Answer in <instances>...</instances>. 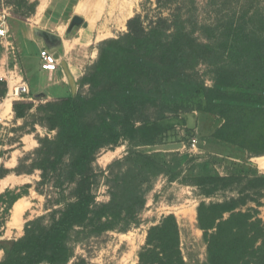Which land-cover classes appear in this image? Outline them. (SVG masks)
<instances>
[{
	"label": "trees",
	"instance_id": "trees-1",
	"mask_svg": "<svg viewBox=\"0 0 264 264\" xmlns=\"http://www.w3.org/2000/svg\"><path fill=\"white\" fill-rule=\"evenodd\" d=\"M0 2L23 22L37 7L30 0ZM203 10L202 16L197 0H146L124 33L95 45L97 57L74 96L37 106L43 126L55 135L37 139L27 174L40 171L39 194L53 184L63 198L69 190L70 198L56 203L63 208L27 221L21 237L0 240V264H68L83 239L138 226L154 181L182 176L187 155L146 150L174 140L176 124L184 122L179 113L216 117L212 140L246 151L249 159L264 156V0H206ZM201 64L211 68V86L200 80ZM6 92L0 81V98ZM33 107L32 101L12 104L17 119ZM122 142L129 147L124 157L105 170L93 166L99 151ZM203 167L191 182L201 195L231 194L196 208L204 264H264V221L258 217L264 174L253 165L225 176L208 162ZM100 177L109 196L103 203L93 191ZM19 198L5 191L0 205L9 210ZM136 264H187L174 215L147 230Z\"/></svg>",
	"mask_w": 264,
	"mask_h": 264
},
{
	"label": "rangeland",
	"instance_id": "rangeland-1",
	"mask_svg": "<svg viewBox=\"0 0 264 264\" xmlns=\"http://www.w3.org/2000/svg\"><path fill=\"white\" fill-rule=\"evenodd\" d=\"M30 1H36L37 5H41V3L45 5L41 10L38 9V5L34 15L24 21L31 32L34 29H40L59 34L61 38H64L65 31L73 15L77 14L83 17L82 29L90 27V19L93 18L90 29L93 35V44L85 52L78 51L84 62L96 59L97 51L92 55V50L98 42L116 38L124 33L127 20L139 13L140 5L146 2V0ZM91 1L99 4V8L95 12L94 10H79L82 3ZM150 1L154 2V0ZM205 3L206 0H197L202 16L204 15ZM148 7L153 9L155 6L148 5ZM11 11L10 7L0 2V21L4 17L10 30V40L14 39L20 45L17 30L19 20L11 15ZM90 32L86 40L79 39V41L84 44L88 43L91 40ZM79 33L75 30L69 38H64L66 41H71L65 45L69 48L73 47L72 45L77 46V42H72V39L77 38ZM95 37L98 42L94 44ZM0 47V75L3 77L2 81L7 85L6 94L8 93V80L20 74L29 85L32 93L42 92L50 96H59V86L55 85L52 77H49L51 74L42 73L38 68L37 56L35 55L37 49L34 46L25 47L26 57L22 58V61L19 58L16 45H14L13 50L10 47L6 50L1 44ZM3 59L8 60L9 67L3 63ZM14 64L17 68H14ZM90 64H87L86 67ZM197 72L200 80L204 81L206 86H211L212 73L210 66L201 64L197 68ZM48 85L50 86L47 87ZM83 91L86 92V88ZM6 94L2 97L3 99L0 98L1 104L6 99ZM29 95L32 98L33 95ZM70 95L71 93L67 96ZM8 99L10 100V108L7 105L1 106L0 104V195L5 191H12L19 193L20 198L9 210L5 204L0 205V224L4 223L0 225V240L21 237L23 226L27 221L42 216L52 209L63 208V203H60V205L56 203L58 201H68L70 198L69 190L65 192L63 198L57 194L58 190L53 187V184L45 185L41 188L42 195L39 194L36 191V183L40 180V171L33 170L27 174L31 170L33 153L38 148L37 139L53 138L55 135L54 131H49L43 126L41 121L43 114L36 111L37 106L44 105L50 100L37 101L32 98L30 101L34 105L33 109L27 113L25 118L18 121L13 114L10 115L13 111L11 106L14 100L12 96ZM196 103L197 101H194L189 104V107L195 109ZM177 117L184 122L176 124L174 140L146 150L148 152L187 155V160L182 162V176L174 182H169L163 176L158 177L154 181L152 190L146 195V205L139 215L138 226L132 227L126 233L109 231L99 236H90L83 239L74 245L73 256L68 264H136L137 255L145 243L147 230L157 225L164 216L170 214L174 215L179 226L181 249L186 263L204 264L206 262V245L202 238V231L197 225L196 208L202 201L206 203L222 201L224 197L231 194H217L212 198H206L201 195L197 187L191 185L192 180L202 173L203 165L206 162L209 163L213 171L225 176L234 169H251V165L256 167L260 174H264V161L261 164L257 160L260 157L249 159L246 151L212 140L211 134L218 125L216 117L206 116L197 110L179 113ZM193 139L197 142L195 149L191 146ZM128 148V143L122 142L113 150L102 149L97 154L93 166L96 169L105 170L110 163L124 157ZM26 185L29 186L25 189ZM24 190L27 191V195H23ZM93 191L97 202L103 203L109 200L107 186L102 177L95 184ZM16 203H20V213L15 219L13 209ZM262 203L263 206L259 208L258 217L264 221V198ZM248 206L254 205L249 203ZM17 227L19 228L17 229ZM2 256L3 253L0 251V260Z\"/></svg>",
	"mask_w": 264,
	"mask_h": 264
},
{
	"label": "crops",
	"instance_id": "crops-1",
	"mask_svg": "<svg viewBox=\"0 0 264 264\" xmlns=\"http://www.w3.org/2000/svg\"><path fill=\"white\" fill-rule=\"evenodd\" d=\"M36 9H37V7H36ZM88 28H85V29L80 28L79 30H77V31L80 32L79 33V36L77 38L72 39V42H74V41L77 42V46L76 45H72L73 47H70L69 48L65 44L67 42H71V41H66V40H64V38H62L61 46L59 48H57V49H54V48H50L49 46L45 45V43L41 39H39V38H36L35 39V37H34L35 35L33 36V33H34L33 31L34 30L31 32L28 29L27 23H25L23 21H18L17 30L19 32V39H20V45L21 46L18 45L14 39L11 41L10 38H9V41L12 44V50H13L14 45H16L17 46V49H18V53H19V58L22 61V58H25L26 57L25 56V54H26L25 47H28L30 45L34 46L37 49L35 55L37 56L38 68L40 69V71L42 73H46V74H49V75L51 74L49 77H52V79L55 81V85L59 86V90H58L59 91L58 92L59 96L58 97H55V96H52V95L50 96V95H47V94L42 93V92L32 93L29 85L23 79L24 82L28 86L29 94H32L34 96L36 94L39 95V94L42 93V94H44V97H39V98H41L42 100L44 99V100L53 101V100H57V99H60V98H65V97H67V95H69V93H71V90H70V87L68 85L67 78H66L64 69L61 66V63L64 62L66 64V67H67L70 75L73 77V79L75 80V83L77 85L78 80L82 77V75L84 73V70L86 68V65L87 64H90L93 61V60L92 61H87L89 63L84 62V60L82 59V57L78 53V51L79 52L80 51L85 52L86 49L89 48V47H91L92 44H93V35H92V32H90V37H91L90 39L91 40L88 43H85L84 44V43H81L79 41V39L82 36L81 34L82 33H86L87 30H88ZM9 32H10V30H9ZM49 33H51V32H49ZM52 34H54V33H52ZM54 35L61 37L59 34H54ZM9 36L11 37L10 34H9ZM86 36L89 37V32H88V35H86ZM97 42H98V40L95 37L94 44L97 43ZM94 47H95V45H94ZM44 48L47 49L48 51H50L51 53H53L54 56H55V58L59 61V64L60 65H59V67H58V69L56 71H53V72L52 71H45V70H42L40 68L41 59L39 57V52H40L41 49H44ZM95 51H97V50L95 48H93L92 55L95 53ZM2 61L8 67L10 66L7 59H3ZM20 65L23 66L22 63H20ZM14 67L17 68V66L15 64H14ZM9 73H10V71H9ZM0 78H3V77H1V75H0ZM49 86L50 85H48L47 87H49ZM29 97H30V95H29ZM7 98H9V97H6V99L1 104V106L7 105V107L9 106V108H10V100L7 99ZM13 102H12V104H13ZM11 110H12V106H11ZM11 114L14 115V112L12 111L10 113V115ZM17 120L19 121L21 119H17Z\"/></svg>",
	"mask_w": 264,
	"mask_h": 264
},
{
	"label": "built area",
	"instance_id": "built-area-1",
	"mask_svg": "<svg viewBox=\"0 0 264 264\" xmlns=\"http://www.w3.org/2000/svg\"><path fill=\"white\" fill-rule=\"evenodd\" d=\"M9 28L3 17L0 21V44L7 50L9 47L12 49V44L9 41ZM39 57L41 59L40 68L45 71H56L59 67V61L55 58L54 54L48 51L47 49H41L39 52ZM15 68V67H14ZM11 79V77H10ZM2 81V78H0ZM11 93V96L14 101H30L32 98L29 96V89L27 84L24 82L23 78L17 74L11 80H8V93ZM7 93V94H8ZM6 94V95H7ZM6 97V96H5ZM3 99V98H2ZM1 104V103H0ZM1 120V119H0ZM196 140H192V148H196Z\"/></svg>",
	"mask_w": 264,
	"mask_h": 264
},
{
	"label": "water",
	"instance_id": "water-1",
	"mask_svg": "<svg viewBox=\"0 0 264 264\" xmlns=\"http://www.w3.org/2000/svg\"><path fill=\"white\" fill-rule=\"evenodd\" d=\"M83 23H84L83 17H81L77 14L73 15L71 17L70 22L68 24V27L65 31L64 38L65 39L69 38L70 35L75 30L77 31L82 27ZM33 32L37 38L41 39L45 43V45L49 46L50 48L57 49L61 46V41H62L61 37L56 36L52 33L47 32V31L40 30V29H34ZM61 66L64 69V72H65V75L67 78V82H68V85H69L70 90H71V95L74 96L76 94V91H77V85L75 83V80L70 75V73L66 67V64L64 62L61 63ZM37 97H44V94L41 93V94L37 95Z\"/></svg>",
	"mask_w": 264,
	"mask_h": 264
},
{
	"label": "bare ground",
	"instance_id": "bare-ground-1",
	"mask_svg": "<svg viewBox=\"0 0 264 264\" xmlns=\"http://www.w3.org/2000/svg\"><path fill=\"white\" fill-rule=\"evenodd\" d=\"M43 5H44V3H41V5H39V7H38V9L39 10H41L42 9V7H43ZM97 8H99V4L97 3V2H95V1H91V2H84V3H82L80 6H79V10H82V11H85V10H94V12H95V10H97ZM91 21V25H90V27L88 28V30H87V32L86 33H82L81 35V38H80V40H86L88 37L86 36V35H88V32H90V29H91V27H92V21H93V18L91 17V19H90ZM6 97H11V93L9 92L8 94H7V96ZM8 99V98H7ZM257 160L259 161V163H261V164H263V161H264V157H260V158H257ZM20 203H16L15 205H14V209H13V216H14V218L16 219L17 218V216L19 215V213H20ZM22 212V211H21ZM19 227H17V229H18Z\"/></svg>",
	"mask_w": 264,
	"mask_h": 264
}]
</instances>
